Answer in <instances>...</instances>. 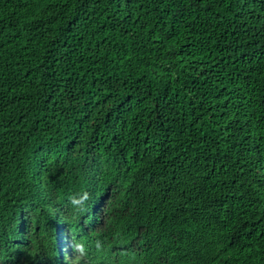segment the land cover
Wrapping results in <instances>:
<instances>
[{
  "label": "trees",
  "instance_id": "16d2710c",
  "mask_svg": "<svg viewBox=\"0 0 264 264\" xmlns=\"http://www.w3.org/2000/svg\"><path fill=\"white\" fill-rule=\"evenodd\" d=\"M70 228L264 264V0H0V264Z\"/></svg>",
  "mask_w": 264,
  "mask_h": 264
},
{
  "label": "clouds",
  "instance_id": "9594fccd",
  "mask_svg": "<svg viewBox=\"0 0 264 264\" xmlns=\"http://www.w3.org/2000/svg\"><path fill=\"white\" fill-rule=\"evenodd\" d=\"M106 251L110 254V259L103 261L102 254ZM148 260V256L136 249L119 251L118 246L103 233L70 228L57 232L52 237L42 262L44 264H149ZM38 262L40 260L37 258L28 264Z\"/></svg>",
  "mask_w": 264,
  "mask_h": 264
}]
</instances>
